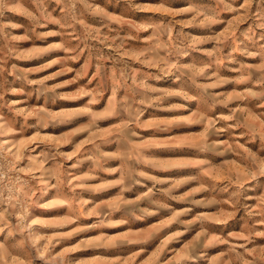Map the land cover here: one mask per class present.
I'll use <instances>...</instances> for the list:
<instances>
[{
    "label": "clouds",
    "instance_id": "obj_1",
    "mask_svg": "<svg viewBox=\"0 0 264 264\" xmlns=\"http://www.w3.org/2000/svg\"><path fill=\"white\" fill-rule=\"evenodd\" d=\"M0 264H264V0H0Z\"/></svg>",
    "mask_w": 264,
    "mask_h": 264
}]
</instances>
